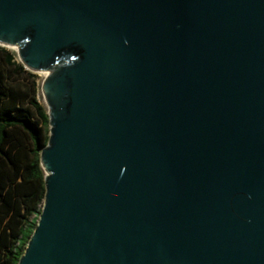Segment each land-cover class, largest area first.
Instances as JSON below:
<instances>
[{"label":"water","instance_id":"1","mask_svg":"<svg viewBox=\"0 0 264 264\" xmlns=\"http://www.w3.org/2000/svg\"><path fill=\"white\" fill-rule=\"evenodd\" d=\"M0 45L49 72L19 264H264V0H0Z\"/></svg>","mask_w":264,"mask_h":264},{"label":"trees","instance_id":"2","mask_svg":"<svg viewBox=\"0 0 264 264\" xmlns=\"http://www.w3.org/2000/svg\"><path fill=\"white\" fill-rule=\"evenodd\" d=\"M37 77L0 46V264H19L45 201L41 153L50 118L36 96Z\"/></svg>","mask_w":264,"mask_h":264},{"label":"rangeland","instance_id":"3","mask_svg":"<svg viewBox=\"0 0 264 264\" xmlns=\"http://www.w3.org/2000/svg\"><path fill=\"white\" fill-rule=\"evenodd\" d=\"M2 46V45H0ZM8 48V47H7ZM10 49L12 52H14L17 56V60L21 62L20 58H19V55H18V49L17 50H14L12 48H8ZM31 71V70H30ZM35 74H37V85H38V91H37V99L40 101V103L46 108V110L49 112V108H48V105H47V102H46V99H45V95H44V92H43V81L45 79V77L39 72H34V71H31Z\"/></svg>","mask_w":264,"mask_h":264},{"label":"bare ground","instance_id":"4","mask_svg":"<svg viewBox=\"0 0 264 264\" xmlns=\"http://www.w3.org/2000/svg\"><path fill=\"white\" fill-rule=\"evenodd\" d=\"M7 47H8V48H12V49H14V50H17V49H18L17 46H9V45H7ZM39 72H40L44 77H47L48 74H49L48 71H39Z\"/></svg>","mask_w":264,"mask_h":264}]
</instances>
